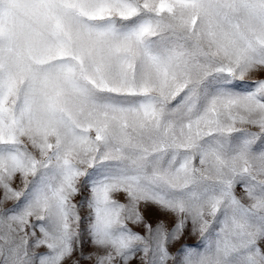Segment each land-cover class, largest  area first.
<instances>
[{"label": "snow or ice", "instance_id": "snow-or-ice-1", "mask_svg": "<svg viewBox=\"0 0 264 264\" xmlns=\"http://www.w3.org/2000/svg\"><path fill=\"white\" fill-rule=\"evenodd\" d=\"M0 264H264V0H0Z\"/></svg>", "mask_w": 264, "mask_h": 264}, {"label": "rangeland", "instance_id": "rangeland-1", "mask_svg": "<svg viewBox=\"0 0 264 264\" xmlns=\"http://www.w3.org/2000/svg\"><path fill=\"white\" fill-rule=\"evenodd\" d=\"M12 203L14 202H9L8 203V207L12 206ZM158 216V213L155 210L149 211L146 213V218L148 219L149 222L155 223V220ZM136 231H142L141 228H135ZM199 237H192L191 239H188L187 241L182 240L180 243H190V244H194L198 241ZM179 244H177L175 247L172 248V251L175 252L178 248H179Z\"/></svg>", "mask_w": 264, "mask_h": 264}]
</instances>
